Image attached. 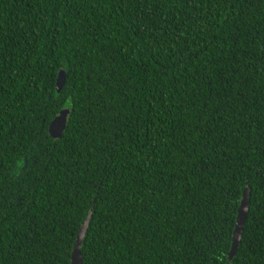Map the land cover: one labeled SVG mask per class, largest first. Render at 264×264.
Instances as JSON below:
<instances>
[{
  "label": "trees",
  "instance_id": "16d2710c",
  "mask_svg": "<svg viewBox=\"0 0 264 264\" xmlns=\"http://www.w3.org/2000/svg\"><path fill=\"white\" fill-rule=\"evenodd\" d=\"M86 218L81 264H264V0H0V264Z\"/></svg>",
  "mask_w": 264,
  "mask_h": 264
},
{
  "label": "water",
  "instance_id": "95a60500",
  "mask_svg": "<svg viewBox=\"0 0 264 264\" xmlns=\"http://www.w3.org/2000/svg\"><path fill=\"white\" fill-rule=\"evenodd\" d=\"M65 71L63 69H59L56 77V91L59 92L65 82ZM69 113V109L63 108L59 111V113L50 121L48 125V133L53 138H58L62 135L67 121V115ZM248 193L247 191L242 195V198L239 202L234 228L232 231V238L230 243V248L228 251V260H230L234 254L236 253L238 244L240 242V238L242 235V230L244 227L245 219L248 212ZM87 218L84 220L78 234L76 236V240L74 242L71 255H70V264H81V254H80V245L82 243V238L84 235V231L86 229Z\"/></svg>",
  "mask_w": 264,
  "mask_h": 264
}]
</instances>
